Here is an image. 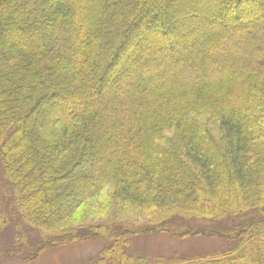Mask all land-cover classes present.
Segmentation results:
<instances>
[{
    "label": "trees",
    "instance_id": "16d2710c",
    "mask_svg": "<svg viewBox=\"0 0 264 264\" xmlns=\"http://www.w3.org/2000/svg\"><path fill=\"white\" fill-rule=\"evenodd\" d=\"M84 205L111 217L61 226ZM87 238L84 264H264V0H0V258Z\"/></svg>",
    "mask_w": 264,
    "mask_h": 264
},
{
    "label": "rangeland",
    "instance_id": "374dc122",
    "mask_svg": "<svg viewBox=\"0 0 264 264\" xmlns=\"http://www.w3.org/2000/svg\"><path fill=\"white\" fill-rule=\"evenodd\" d=\"M81 2V0H78ZM38 19L32 20L28 22L29 24L38 25ZM26 29H30V25L25 26ZM197 53H201L198 51ZM175 69V68H173ZM160 78H156V81H160ZM109 81H106L107 86ZM105 86L103 87L105 89ZM2 192L6 194V185L2 184ZM140 208H136L135 206L131 205L129 208L123 210L121 213L119 211V216H123V218L132 219L133 221H144L148 219V212L144 208L143 210H139ZM111 212L108 208H99V207H91L88 205L81 206L76 213L70 216V218L66 219L62 223V227L65 226H78L80 223H92V222H99L102 223L106 219H110ZM229 221V222H228ZM226 220L225 223L217 222L213 223L216 228H222L225 226H229L231 223L230 220ZM229 223L227 225V223ZM107 228V227H106ZM62 229V228H60ZM110 236H114V230L108 228L107 231ZM11 238H1L3 241L1 243L3 245H10ZM103 241L99 240L96 241L93 238H87L84 241H77L76 243H72L70 246H63L62 244H58V246L51 247L46 249L43 253H41L38 257L31 260L30 262H26L21 259L11 258V257H4L0 258V264H74L76 263H87L91 259L97 257L101 248L103 247ZM226 244V240L224 238H216V237H203L202 239H175L170 237L169 235L164 234H151L147 237H138L133 240L132 247L134 249H141L149 254L160 255V256H169L174 253H180L181 255H191L193 253L198 252H208L211 249H219L220 247ZM21 245V244H20ZM120 245L119 240L114 244L112 248V252H114L118 246ZM18 249L21 246H17ZM136 247V248H135ZM22 249V248H21ZM136 249V250H137ZM26 254V253H25ZM248 257L252 259L253 253L250 251L247 253Z\"/></svg>",
    "mask_w": 264,
    "mask_h": 264
}]
</instances>
